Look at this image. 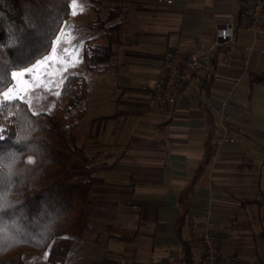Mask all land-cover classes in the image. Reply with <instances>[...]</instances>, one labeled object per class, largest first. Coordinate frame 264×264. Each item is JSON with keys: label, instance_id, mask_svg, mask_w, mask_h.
<instances>
[{"label": "crops", "instance_id": "1", "mask_svg": "<svg viewBox=\"0 0 264 264\" xmlns=\"http://www.w3.org/2000/svg\"><path fill=\"white\" fill-rule=\"evenodd\" d=\"M100 1L120 8L114 22L121 24L103 69L90 70L83 59L93 76L82 74L87 98L77 145L102 152L99 163L108 168L91 191L89 226L62 264H160L182 254L183 240H192V263L202 264L207 217L221 242L219 264H264V81L254 80L264 75V22L254 34L244 28L246 16L237 26L236 0ZM96 18L87 23L89 38L100 33L92 25ZM230 23L232 40L213 50L211 84L200 75L181 84L175 104L158 105L164 51L186 46L202 52ZM226 96L235 103V140L212 146L209 157L207 112L215 131ZM188 186L187 214L179 224Z\"/></svg>", "mask_w": 264, "mask_h": 264}, {"label": "trees", "instance_id": "2", "mask_svg": "<svg viewBox=\"0 0 264 264\" xmlns=\"http://www.w3.org/2000/svg\"><path fill=\"white\" fill-rule=\"evenodd\" d=\"M96 0H91L95 2ZM235 23L240 25L253 0H236ZM94 9V8H93ZM118 6L108 7L97 24L100 33L85 40L83 59L90 70L105 67L106 49L121 24L114 19ZM69 15V0H0V92L12 85L11 73L26 69L46 56ZM95 41L102 42L96 49ZM101 46V45H100ZM100 64V65H97ZM254 80H263L256 74ZM212 77L205 78L210 85ZM57 102L49 111L33 112L20 100L0 107V238L12 251L0 255V264H27L26 251L46 252L51 264H62L74 240L89 226L95 207L93 186L102 152L87 153L74 137L85 113L87 81L70 73L61 82ZM207 153L212 155L214 127L207 112ZM190 186L180 198L178 223L185 220ZM192 240H183L182 254L192 263Z\"/></svg>", "mask_w": 264, "mask_h": 264}, {"label": "built area", "instance_id": "3", "mask_svg": "<svg viewBox=\"0 0 264 264\" xmlns=\"http://www.w3.org/2000/svg\"><path fill=\"white\" fill-rule=\"evenodd\" d=\"M171 2V0H166ZM264 22V0H253L248 7L244 28L254 34ZM233 24L216 30V37L211 46L199 52L194 47L180 46L167 49L163 53L166 63V71L160 90L155 93L154 100L160 105H172L181 97L180 86L197 78L200 75L214 77L217 75L213 62V50L216 47L227 44L233 38ZM251 46L246 47L250 50ZM239 79H236L237 82ZM235 108V103L230 96H226L219 104L218 117L215 125L212 145L220 148L225 144H231L235 138L231 131L230 112ZM212 221L205 218L201 224L200 245L202 251V264H219L221 242L211 230ZM160 264H189L183 254L172 253Z\"/></svg>", "mask_w": 264, "mask_h": 264}, {"label": "rangeland", "instance_id": "4", "mask_svg": "<svg viewBox=\"0 0 264 264\" xmlns=\"http://www.w3.org/2000/svg\"><path fill=\"white\" fill-rule=\"evenodd\" d=\"M75 2L77 3L78 7L75 9L76 15L73 16L71 14L73 9L70 7L72 0H69V15L62 24L57 35L60 37L59 41H57L56 36L50 52L43 58L37 60L30 67L26 68L33 69V71L27 76H18L15 81H13V83L16 85V90L21 93V100L25 101L33 112L49 111L53 107V105L58 101L57 93L59 91L61 82L66 75L70 73H81L89 80L93 76L86 69L82 57L83 43L85 39L91 36L89 33L90 30L87 28V23L96 17L97 12L94 9L97 8L100 12V16L103 17L106 15L107 8L112 7V5L106 4V2L100 0H96L95 2H91V0H75ZM96 25L97 24H94V26ZM70 26L73 28V30L69 28ZM62 31L64 33L63 35H61ZM73 48L76 49V54L69 60L65 61L63 59L64 50L71 51ZM45 57H55L56 59L48 60L43 64H40V62L44 60ZM58 62H61L66 66L58 67ZM26 69L15 71L20 72ZM45 72H47L49 76L53 77V79L49 80L45 87L41 88L39 87V83L43 82L41 78L44 76ZM11 86L12 85L9 87ZM8 88L4 89L2 92H0V94H2ZM2 129L3 123L0 121V137L2 136ZM77 129L78 130L75 135L76 144L79 143L80 137L83 134L84 123ZM23 258L27 264H51L47 259L46 252L26 251L23 254Z\"/></svg>", "mask_w": 264, "mask_h": 264}, {"label": "snow or ice", "instance_id": "5", "mask_svg": "<svg viewBox=\"0 0 264 264\" xmlns=\"http://www.w3.org/2000/svg\"><path fill=\"white\" fill-rule=\"evenodd\" d=\"M70 7L73 9L72 11V15H76V11L75 9L78 7L77 3L75 2V0H72V3L70 4ZM63 31L61 32V35H63ZM60 37L57 36V41H59ZM76 54V49L73 48L71 49V51L68 50H64L63 53V59L65 61L69 60L72 56H74ZM56 59L55 57H45L44 60H42L40 62V64H43L45 61L48 60H53ZM58 67H64L66 66L65 64L58 62L57 63ZM33 69H26L24 71H20V72H12L11 73V77L12 80L15 81V79L19 76V77H23V76H27L30 72H32ZM53 77L49 76L47 72H45L44 76L41 78V80L43 81L42 83H39V87L43 88L45 87V85L48 83L49 80H52ZM54 82V81H53ZM31 83V82H30ZM15 93V94H14ZM57 95H59V93H57ZM22 99L21 93L19 91L16 90V85L13 83L11 87H9L6 91H4L2 94H0V107H3L9 103H13V102H19Z\"/></svg>", "mask_w": 264, "mask_h": 264}, {"label": "clouds", "instance_id": "6", "mask_svg": "<svg viewBox=\"0 0 264 264\" xmlns=\"http://www.w3.org/2000/svg\"><path fill=\"white\" fill-rule=\"evenodd\" d=\"M14 245L10 241H5L3 238H0V255H4L12 251ZM159 259V257H157Z\"/></svg>", "mask_w": 264, "mask_h": 264}]
</instances>
